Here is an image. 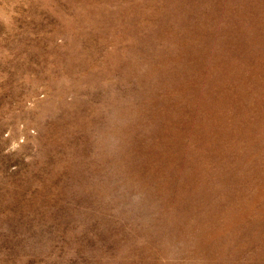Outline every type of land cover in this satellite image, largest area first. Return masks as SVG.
<instances>
[{
  "label": "rangeland",
  "instance_id": "rangeland-1",
  "mask_svg": "<svg viewBox=\"0 0 264 264\" xmlns=\"http://www.w3.org/2000/svg\"><path fill=\"white\" fill-rule=\"evenodd\" d=\"M0 264H264V0H0Z\"/></svg>",
  "mask_w": 264,
  "mask_h": 264
}]
</instances>
